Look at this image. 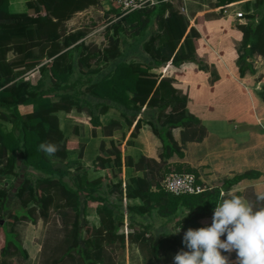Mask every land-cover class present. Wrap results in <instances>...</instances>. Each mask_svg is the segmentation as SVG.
Wrapping results in <instances>:
<instances>
[{
	"label": "trees",
	"instance_id": "trees-1",
	"mask_svg": "<svg viewBox=\"0 0 264 264\" xmlns=\"http://www.w3.org/2000/svg\"><path fill=\"white\" fill-rule=\"evenodd\" d=\"M234 1L215 0V6L224 10ZM97 2L100 0H27L24 11H11L9 0H0V118L12 124L5 130L0 119V181L5 175L15 176L11 183L5 180L0 185V253L6 254L13 245L28 257L15 225L23 219L32 223L37 217L47 219L55 208L66 233L62 247L51 258L53 264H113L107 247H124L126 241L136 243L151 264H173L174 255L187 250L182 241L188 228L211 225L212 221L203 223L201 218L213 213L221 193L261 172L247 169L198 193L176 195L162 187L161 180L171 165L196 175L190 165L168 160L174 154L182 157L185 142L199 140L206 133L200 118L187 106L191 97L174 85L184 67L205 66L200 34L170 1L157 0L124 15L118 7L112 8L118 18L107 26V42L101 47L93 45L86 41L84 27L68 30L64 24L75 12ZM253 8L258 13H247L246 21L238 24L244 43L240 76L246 70L254 72L250 56H264V0H254ZM11 48L15 54L8 58ZM31 69L38 70L35 81L26 77ZM256 93L264 99V82ZM73 108L85 111L94 130L99 126L104 135H112L123 120L130 137L148 124L161 141L158 158L122 156L114 139H110L112 152L98 156V168L117 167L114 172L109 170L113 176L118 172L112 184L118 191V204L108 203L98 193L100 177L90 179L81 163L71 159V150L78 143L64 135L57 112ZM110 108L120 118L102 124L100 115ZM176 127L181 128L180 141L173 135ZM43 141L59 146L54 157L37 151ZM123 164L143 172L130 175L124 186ZM68 176L72 183L65 179ZM128 198L138 202L130 203ZM14 200L17 206L11 208ZM93 203H97L99 222L89 226L87 207ZM153 213L173 220L180 232L165 229L160 236V227L146 221ZM125 214L132 231L121 229Z\"/></svg>",
	"mask_w": 264,
	"mask_h": 264
},
{
	"label": "rangeland",
	"instance_id": "rangeland-1",
	"mask_svg": "<svg viewBox=\"0 0 264 264\" xmlns=\"http://www.w3.org/2000/svg\"><path fill=\"white\" fill-rule=\"evenodd\" d=\"M167 1H170L181 13L186 15L188 12L189 19L194 20V26L198 30L200 36L203 38V43L200 47L202 51L201 57L205 62V66L202 68H199L197 65L188 67L186 74L183 75L184 77L182 78V76H180L179 78L181 79L175 81L174 85L178 87L183 93L188 94L191 98H197L198 96L202 95H206L204 97L207 99H225L222 97H231V94L228 91H232V86L236 83V80H233V76H240L239 69L242 63L240 60V55L243 53L244 46L242 33L238 27V24L246 21L247 13H258V9L253 8L254 0H236L231 3L232 5L229 4L224 10H220L218 7L216 8L215 0H201L202 2L199 4V6L205 9L207 12H198L199 15L194 17L193 14L197 11L191 15L189 13L190 11L187 9V2L190 0ZM11 5H15L16 8L19 6L22 7L24 2L22 0H15L14 4L11 3ZM182 6L184 7L183 9ZM114 7L118 6L115 2L110 0H100V2L88 5L81 12L74 14L75 24H73V26H76L77 28L84 27L86 30V41L101 47L107 42L105 37L107 26L118 18L117 14H115V11L112 10ZM25 9L26 7L18 10ZM239 11L242 13L241 16L237 15ZM198 18L200 23H198ZM205 25L211 27L206 28ZM64 26L68 30L73 27L67 21H65ZM33 50L34 52H37V47H34ZM14 54L15 51L13 48H11L7 52V57L11 58L14 56ZM254 56L255 55H252L248 58L251 66L253 64L251 60ZM35 71L37 70H28L25 73L26 77L35 81L38 77L37 72ZM155 71H159V69H155ZM250 72L252 71H245V73ZM216 82H218V84L213 85V83ZM20 108L25 110L29 109V106H20ZM103 119L105 123L108 121L106 118ZM1 121L4 124L3 128L5 130L12 126L8 120L1 119ZM63 121L64 119L62 118V122ZM90 127L93 129V135L103 134L101 127L98 126L95 128V130L92 124ZM64 129L65 128L63 126L62 130L64 131ZM96 129L98 130L96 131ZM89 131H87L88 134H90ZM124 134L126 133L122 132V130L120 131V127L116 128L112 134L115 136L114 141L120 145L117 147H120L123 154L126 152L125 145L123 143ZM111 137L104 136L101 138V140H94L93 142L83 144L80 142V144L77 146L78 149L76 150L77 153L80 151V154L82 155L81 159L77 160L81 163L80 167L84 166L85 169H91V172H93L94 169H97L96 164L98 156L108 155L114 149L110 143ZM85 146H87V151H85ZM70 156L71 159H76V155L71 153ZM0 161H2L1 158ZM71 166L72 168L74 167V165ZM116 168L117 167H115V169ZM173 168L174 166L171 165L170 172L177 171ZM109 169H112L113 172L115 170L111 167H108L106 169V173H110ZM72 171L73 172H71V176L75 173L74 170ZM116 174L117 176L114 178H112L110 175L108 178H105L104 176L98 189V193H100L103 199L108 201V203L113 204L119 203V200L117 199L118 191H116L114 188L112 189L113 182L115 179H118V172H116ZM121 176H123V172L121 173ZM4 177L7 178V181H10V183L15 178L14 175H5ZM65 179L69 183H72L70 176L66 177ZM2 183H4V181H2ZM247 195L250 202L253 203L255 207L264 206L257 204L256 197L253 196L252 192L247 193ZM124 201H126V199L122 200L123 208L126 210ZM96 205L97 203H93L87 207L86 219L89 226H92L93 224L97 225L99 222ZM16 206L17 200H14L10 207L13 208ZM6 217L7 214L5 215V219ZM210 217V220H204L205 222L203 223L212 221V214L208 216V218ZM146 221L151 222L154 227H160V236H163L165 229L171 232L176 231L173 220H167L165 217L159 216L157 213H153V215ZM128 222L129 219L127 215H124L123 225L121 227L122 231H132L133 227L128 225ZM61 223V217L55 208H51L49 217L47 219L37 217V221L35 223H32L26 219L17 222L15 225L17 239L20 240L23 247H26V241L32 242L31 246L30 244H27L26 250L28 257H24L13 245H11L10 250L6 254L3 255L0 253V264H53V262L51 263V258L57 255V252L62 247L61 242L66 233ZM134 225L136 228L140 227L136 222ZM32 247H34L35 250ZM107 249L110 252L111 261L113 264H151L145 260V252H142L137 247L136 243L126 241L124 247L115 245L113 248L108 246Z\"/></svg>",
	"mask_w": 264,
	"mask_h": 264
},
{
	"label": "crops",
	"instance_id": "crops-1",
	"mask_svg": "<svg viewBox=\"0 0 264 264\" xmlns=\"http://www.w3.org/2000/svg\"><path fill=\"white\" fill-rule=\"evenodd\" d=\"M22 1L24 5L16 8L15 5H11V3L14 4L15 0H9V9L11 11H24L18 10L26 7L27 0ZM201 2V0H190L187 2V9L191 15L197 11L193 14V17L198 16L199 13L207 12L199 6ZM74 14L66 20L72 26L75 24ZM186 15L188 16V12ZM190 22L195 25L194 20L190 19ZM198 23H200L199 18ZM205 26L206 28L211 27ZM75 28L77 27L73 26L70 29ZM200 39L202 40L203 38L200 36ZM254 55L251 60L254 72L245 73L244 76H233V80H236V83L232 86V91H228L231 97H222L225 99H207L204 97L206 95H202L197 97L201 99L200 101L194 100L193 97L188 100L187 106L189 110L200 118L201 124L206 129V133L199 140L186 141L182 157L174 154L168 160L170 163L181 162L193 167L199 181L206 187H211L215 182L247 169L259 170L261 172L259 177L243 178L228 190V192L241 193L240 196L249 202L247 193L252 192L255 194L257 191H264V99H261L256 93L257 89L264 82V56L260 54ZM188 67L192 66L184 67L183 75L186 74ZM183 75L182 78L184 77ZM178 79L180 80L181 78ZM218 82L213 83V85H217ZM57 115L60 127L63 129L64 126L65 128L63 131L64 135L78 143V145L80 142L82 144L89 143L108 136L104 134H102L103 136L93 135V129L90 127L91 124H89V116L85 111H78L73 108L70 111L60 110L57 112ZM62 118L64 119L63 122ZM103 118L109 120L110 118L120 117L116 109L110 108L106 113L100 115V121L102 124H106L107 122L105 123ZM121 124L120 131L122 130V132L126 133L124 134L123 141L126 152L124 154L122 152V156L132 155L134 158H137L143 154L158 158V153L161 150V141L152 132L148 124H143L135 137L129 136L127 125L123 120ZM180 130V127L173 128L172 130L174 137L178 141H180ZM110 137L111 139L115 138L114 135H110ZM77 149H72L71 153L76 155L77 160H80L82 155L77 153ZM85 151H87V146H85ZM106 169L97 167V169L91 172V169L86 168V171L90 179L100 177L102 181L105 174L108 173H106ZM132 174H142V172L135 171L132 167L123 164L122 186L125 185V181ZM110 176L112 178L115 177L112 174ZM2 180L5 182L7 178H2ZM1 184H3L2 181H0ZM128 201L130 203L138 202L137 199L131 198H128ZM210 219L211 217L208 218L206 216L201 218V222ZM221 240H224V238L221 237ZM27 244L31 246L32 242L26 241V249ZM32 248L34 249V247ZM221 251L222 255L229 257L228 261L230 264H236L235 252Z\"/></svg>",
	"mask_w": 264,
	"mask_h": 264
},
{
	"label": "clouds",
	"instance_id": "clouds-1",
	"mask_svg": "<svg viewBox=\"0 0 264 264\" xmlns=\"http://www.w3.org/2000/svg\"><path fill=\"white\" fill-rule=\"evenodd\" d=\"M37 151L52 158L59 146L43 141ZM255 197L257 204L264 205V191H257ZM182 243L187 250L177 252L173 264H229L221 250L235 252L236 264H264V206L255 207L232 191L222 192L211 225L188 228Z\"/></svg>",
	"mask_w": 264,
	"mask_h": 264
},
{
	"label": "built area",
	"instance_id": "built-area-1",
	"mask_svg": "<svg viewBox=\"0 0 264 264\" xmlns=\"http://www.w3.org/2000/svg\"><path fill=\"white\" fill-rule=\"evenodd\" d=\"M110 1L115 2L119 7V9L121 10L120 15H124L132 10L156 3L157 0H110ZM183 8L184 7L182 6V9ZM237 15L241 16L242 13L239 11ZM161 185L166 191L176 195L184 194V193L187 194L198 193L203 191L206 187L204 184H202L199 181L198 176L195 175L193 172H180V171L168 172L161 180Z\"/></svg>",
	"mask_w": 264,
	"mask_h": 264
}]
</instances>
